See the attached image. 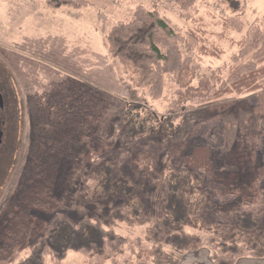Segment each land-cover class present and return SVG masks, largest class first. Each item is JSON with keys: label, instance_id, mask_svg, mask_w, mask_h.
I'll list each match as a JSON object with an SVG mask.
<instances>
[{"label": "rangeland", "instance_id": "obj_1", "mask_svg": "<svg viewBox=\"0 0 264 264\" xmlns=\"http://www.w3.org/2000/svg\"><path fill=\"white\" fill-rule=\"evenodd\" d=\"M87 1L89 4L81 8L54 10L45 0H0V68L11 75L18 90L12 125L15 140L20 139L19 144L14 143L16 155L12 148L3 154L0 264H18L29 255L42 221L53 215L50 209L58 203L63 204L61 212L77 223L83 208L88 207L102 216L106 228L130 242L139 237L146 242L149 238L150 245L159 242L153 224L158 219L156 202L165 180L153 189L154 222L131 226L115 221L110 216L114 204H88L78 199L90 168L89 153L102 142L111 143L115 150L123 148L121 140L127 128L145 122L150 130L144 143L158 147V161L165 172L182 165V144L187 142L191 149L205 118L212 115L205 116L199 103L185 101L181 95L187 89L182 86L197 88L205 79L215 85L226 81L235 65L233 56L240 49L239 42L256 21L264 29V0H240L239 12L223 0H196L186 12L175 0ZM139 7L159 11L189 44L193 42L190 31L195 30L199 39L191 54L184 44L181 47L189 74L182 82L167 75L157 98L136 85L121 61L110 53L107 39L111 29L129 21ZM235 17L242 30L226 31L225 21ZM226 98L238 103L223 119L227 148L214 156L212 169L218 178L217 190L232 193L251 182L252 163L243 158L240 148L246 136L255 135L256 126L264 125V118L240 101L243 95ZM262 164L260 152L255 168H262ZM7 170L10 172L4 178ZM192 231L200 233L207 244L191 258L201 255L206 259L210 251L220 252L208 240L209 233ZM253 236L264 244V225ZM166 250L178 264L192 261L186 260L187 253L171 247ZM89 259L71 251L61 262L47 256L46 264H88ZM116 261L107 264L151 263L141 262L128 247Z\"/></svg>", "mask_w": 264, "mask_h": 264}, {"label": "trees", "instance_id": "obj_2", "mask_svg": "<svg viewBox=\"0 0 264 264\" xmlns=\"http://www.w3.org/2000/svg\"><path fill=\"white\" fill-rule=\"evenodd\" d=\"M175 1L182 12L189 11L196 2ZM223 1L234 12L242 9L240 0ZM45 2L54 10L89 4L87 0ZM241 27L236 17L224 23L226 31H241ZM190 37L191 44L186 37L174 32L159 11L139 7L129 21L114 26L107 39L110 53L121 61L136 85L148 89L149 94L157 98L165 88L167 75H174L182 82L189 74L181 47L184 44L191 54L199 40L195 30L190 31ZM239 47L226 81L215 85L205 79L197 88L189 84L182 86L187 89L181 95L185 101L202 105L205 116L212 114L205 118L191 149L187 142L182 144L184 165L165 172L158 161V147L144 143V136L150 130L145 122L127 128L125 139L121 140L123 148L115 150L111 143L102 142L89 153L90 168L78 199L88 204H114L110 216L115 221L131 226L154 222L153 189L165 180L156 202L158 219L153 224L159 242L150 245V239L146 242L142 237L130 242L106 228L102 216L88 207L83 208L81 221L77 223L61 212L63 204L58 203L50 209L53 215L42 221L31 252L18 264H46L47 256L61 262L71 251L89 257L88 264H107L109 260L116 263L126 247L141 262L178 264L166 247L178 253H190L207 244L203 236L192 229L209 233L208 240L220 251H211L214 264H236L246 255L264 258V244L253 236L264 225V125L256 126L255 135H245L240 148L243 158L252 163L253 177L248 186L232 193L220 192L212 169L214 156L227 148L223 119L238 103L236 99L228 100L227 96L243 95L240 101L264 118V29L260 22H255ZM202 50L208 53L205 48ZM260 152L262 168H255Z\"/></svg>", "mask_w": 264, "mask_h": 264}, {"label": "flooded vegetation", "instance_id": "obj_3", "mask_svg": "<svg viewBox=\"0 0 264 264\" xmlns=\"http://www.w3.org/2000/svg\"><path fill=\"white\" fill-rule=\"evenodd\" d=\"M11 81V82H10ZM14 86V80L11 75L8 76L0 68V174L3 172L2 162L4 151L8 148H12L14 151L12 154L16 155L14 143H18L19 140H15V127L12 125L15 121V113L17 112L18 105V90ZM19 144V143H18ZM10 170V169H9ZM9 170L3 173V176L8 175Z\"/></svg>", "mask_w": 264, "mask_h": 264}, {"label": "crops", "instance_id": "obj_4", "mask_svg": "<svg viewBox=\"0 0 264 264\" xmlns=\"http://www.w3.org/2000/svg\"><path fill=\"white\" fill-rule=\"evenodd\" d=\"M200 250H202V248L199 249L198 251L187 253L185 255L186 260L190 259L192 261L182 262L181 264H214L212 260L211 251L209 252L210 254L208 255V258L206 259L201 255H196L195 257L191 258V255L193 256L195 253L197 254L198 252H200ZM149 264H152V263H149ZM236 264H264V258L243 257L239 259Z\"/></svg>", "mask_w": 264, "mask_h": 264}]
</instances>
